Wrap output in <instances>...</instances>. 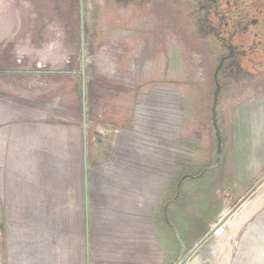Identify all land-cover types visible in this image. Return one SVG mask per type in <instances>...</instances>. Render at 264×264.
Listing matches in <instances>:
<instances>
[{
	"label": "rangeland",
	"instance_id": "rangeland-1",
	"mask_svg": "<svg viewBox=\"0 0 264 264\" xmlns=\"http://www.w3.org/2000/svg\"><path fill=\"white\" fill-rule=\"evenodd\" d=\"M215 2L83 0V62L79 0H0V59L8 70L17 68L16 38L23 46L42 47L35 53L49 60L43 68L51 71L53 82L62 80L52 97L62 110L52 120L65 126L56 134L59 144L40 153L34 176L32 163L10 169L0 164V172L10 175L18 166L26 177L23 195L11 180L8 212L0 199V264L12 245L5 241L31 233L69 258L75 237L84 236L86 219L91 230L102 231L104 212H118V202L129 197L148 212L146 217H156L169 230L171 264H178L236 205L239 190L220 188L218 175L224 174L230 152L234 114L264 95V87L249 72L229 71L232 60L224 63L216 108L222 136L217 155L211 106L221 54L207 37L222 28L210 13ZM59 70L66 73V82ZM83 134L87 156L78 141ZM243 203L194 254L209 243L236 251L244 237L239 250L254 252L257 264H264V184ZM130 213L139 219V213ZM15 219L25 223L15 227ZM105 244L101 238L95 246L102 251Z\"/></svg>",
	"mask_w": 264,
	"mask_h": 264
},
{
	"label": "crops",
	"instance_id": "crops-1",
	"mask_svg": "<svg viewBox=\"0 0 264 264\" xmlns=\"http://www.w3.org/2000/svg\"><path fill=\"white\" fill-rule=\"evenodd\" d=\"M20 40L22 39L16 38L12 44L20 53L14 59L17 68L8 70L9 64L3 62L2 57L0 59V164L10 169L15 167L14 164L32 163L34 176V165L40 161V153H49L50 146L59 144L60 140L56 141V134L63 133L65 129L64 125L54 124L52 120V117H55L53 114L61 113L58 110L62 107L57 103L58 100L55 103L52 97L62 85V80L53 82L51 71L43 68L49 60L36 55L35 52L42 48L40 45L23 46ZM46 48L49 46L46 45ZM25 51H32L33 56L30 57L29 53L22 54ZM30 66L35 69L29 70ZM60 72L65 77L63 82H66V73L59 70L58 73ZM257 85L264 87V80L259 81ZM48 100H52L54 104L47 103ZM252 100L234 114L230 152L225 157L224 174L221 172L218 175L221 176L220 188L239 190L236 205L223 214L236 211L258 187L264 184V95L256 96ZM35 104L41 105L36 108ZM250 104L253 106L251 107ZM80 109L85 123L83 112L85 105L82 104ZM52 135H55V139L51 144ZM78 141L84 143L83 149L87 156V135H84L82 140L80 135ZM83 171L86 177L87 168L83 167ZM11 180L17 185L18 193L25 194L26 177L24 173H20L18 166L10 175L7 171H1L0 199L4 204L5 213L8 212L6 204L8 193L12 188ZM165 183L166 181L162 180L161 185L165 186ZM154 194L157 198V191L154 190ZM229 195L232 196V193ZM136 203L129 197L118 202L117 209H120L118 212L114 208L106 210L105 216L103 215L105 224L102 231L91 230L92 226L90 223L88 226L86 219L84 236L82 234V237H75L76 244L67 259L64 258L60 248L55 249V245L48 246L44 237L31 233L28 236L24 234L16 236L12 238L13 241H5V244L12 245L5 253L7 257L4 264H171L169 230L159 225L156 217L150 215L146 217L145 214L148 212L141 210ZM255 208L253 206L251 209L255 210ZM131 211L140 214L138 220L134 219ZM243 217L239 222L246 221ZM23 223L25 221L22 219H15V223L11 225L23 226ZM4 226L9 227L7 221ZM240 227L242 226L239 225L237 229ZM101 238L103 244H106L103 250L99 251L95 244L97 239ZM243 240L244 237L239 239L236 251L230 247L225 249L224 245L222 248H217L219 245L216 243H209L199 254H194L199 245L183 262L184 264H257L254 252L239 250ZM245 241L248 245V237Z\"/></svg>",
	"mask_w": 264,
	"mask_h": 264
},
{
	"label": "flooded vegetation",
	"instance_id": "flooded-vegetation-1",
	"mask_svg": "<svg viewBox=\"0 0 264 264\" xmlns=\"http://www.w3.org/2000/svg\"><path fill=\"white\" fill-rule=\"evenodd\" d=\"M260 2L261 0H216L215 7L210 13L213 20L221 21L222 28L216 32L207 33V37L209 39L214 36L220 42L217 46L213 45L214 49L217 48L218 53L221 54L217 64V66L220 65L217 70L219 84L220 81L223 82L221 72L227 60H232L231 65L227 67L229 71L249 72L252 76H257V80H254L255 84L264 80V74H261L262 71L264 72V25L260 26L261 11L258 8L261 5ZM30 16L32 17L31 12ZM225 52H227L226 55H224ZM247 65L251 66V69Z\"/></svg>",
	"mask_w": 264,
	"mask_h": 264
},
{
	"label": "water",
	"instance_id": "water-1",
	"mask_svg": "<svg viewBox=\"0 0 264 264\" xmlns=\"http://www.w3.org/2000/svg\"><path fill=\"white\" fill-rule=\"evenodd\" d=\"M80 2V17H81V22H80V31H81V46L83 47V52H82V61L84 60V31H83V25H84V17H83V0H79ZM84 62V61H83ZM220 65H218L215 69V73H214V82H215V90L213 92V96H212V106H211V116H212V125H213V128L215 130V136H216V145H217V150H216V154L219 155L220 152H221V149H222V145H221V140H222V136H221V130H219L218 128V124H217V116H216V108H217V105H218V96H219V93H220V89H221V86L220 84L218 83V80H217V70L219 69ZM219 158L217 157L216 158V163L213 167H216L218 166L219 164ZM229 214V212H226L225 214L222 215V217L220 218V220L214 224L209 230L208 232L206 233L205 236H203L199 241H197L193 247H192V250L183 258H181V260L178 262V264H181L185 259H187L192 253L194 250H196V248L201 245L207 238L208 236L211 235V233L215 232L221 225L222 223L227 219V215ZM172 228L174 229L176 235H177V231L175 229V227L172 225ZM179 236V235H177Z\"/></svg>",
	"mask_w": 264,
	"mask_h": 264
},
{
	"label": "trees",
	"instance_id": "trees-1",
	"mask_svg": "<svg viewBox=\"0 0 264 264\" xmlns=\"http://www.w3.org/2000/svg\"><path fill=\"white\" fill-rule=\"evenodd\" d=\"M261 5H259V9H260V21H261V23H260V26H263L264 25V0H261ZM210 41L213 43V45H215V46H217L220 42L219 41H217V39H215V37L214 36H211L210 38ZM247 67L249 68V69H251V66H249V65H247Z\"/></svg>",
	"mask_w": 264,
	"mask_h": 264
}]
</instances>
